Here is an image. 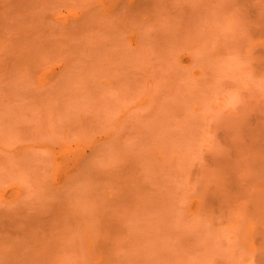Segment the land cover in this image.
<instances>
[{"label": "rangeland", "instance_id": "obj_1", "mask_svg": "<svg viewBox=\"0 0 264 264\" xmlns=\"http://www.w3.org/2000/svg\"><path fill=\"white\" fill-rule=\"evenodd\" d=\"M0 264H264V0H0Z\"/></svg>", "mask_w": 264, "mask_h": 264}]
</instances>
